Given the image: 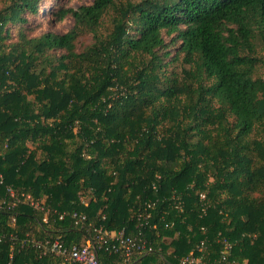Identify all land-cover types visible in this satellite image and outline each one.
Masks as SVG:
<instances>
[{
  "label": "trees",
  "instance_id": "obj_1",
  "mask_svg": "<svg viewBox=\"0 0 264 264\" xmlns=\"http://www.w3.org/2000/svg\"><path fill=\"white\" fill-rule=\"evenodd\" d=\"M38 3L0 0V264H71L34 241L99 225L151 247L100 264H222V237L264 264V0H92L34 34Z\"/></svg>",
  "mask_w": 264,
  "mask_h": 264
},
{
  "label": "built area",
  "instance_id": "obj_2",
  "mask_svg": "<svg viewBox=\"0 0 264 264\" xmlns=\"http://www.w3.org/2000/svg\"><path fill=\"white\" fill-rule=\"evenodd\" d=\"M8 201L3 200L8 207L14 206L20 201V195L17 194L11 188L7 189ZM28 197V196H27ZM82 202H86L85 196L80 197ZM198 198L201 202L200 211L205 212L207 207L206 193L205 191H199ZM174 207L182 210V202L177 194L171 196ZM33 204V202H31ZM37 206L38 204H33ZM150 206V204H148ZM66 212L60 214V218H63ZM150 213L148 212L145 218H149ZM75 222H81L85 219V214H78L73 212L71 215ZM45 220V219H44ZM170 224H166L168 226ZM96 232L95 239H87L85 244L82 246L78 245H67L59 238L54 240L46 239L44 241H34L44 252H49L63 261H68L71 264H100L97 256V246H103L104 251L108 253L121 252L123 254L124 262L128 263L133 256H139L144 252L150 251V245L139 236H129L126 234L124 228L117 231L107 230L103 226L99 225L94 228ZM32 241V240H31ZM220 261L222 264H238L235 260L230 258L232 251V243L225 237L220 238ZM205 240H200L195 246V250L190 251L184 256H181L179 264H199L202 262V251L206 247Z\"/></svg>",
  "mask_w": 264,
  "mask_h": 264
},
{
  "label": "rangeland",
  "instance_id": "obj_3",
  "mask_svg": "<svg viewBox=\"0 0 264 264\" xmlns=\"http://www.w3.org/2000/svg\"><path fill=\"white\" fill-rule=\"evenodd\" d=\"M92 0H39L38 12L34 15H28L30 26L35 27V33L39 34L51 30L56 33H63L73 24V18L70 15L58 20L55 13L60 8H76L82 4H89ZM86 40V37H80V44ZM87 42V41H86ZM256 50L260 56L261 63L257 66V74L264 78V39L256 41Z\"/></svg>",
  "mask_w": 264,
  "mask_h": 264
}]
</instances>
